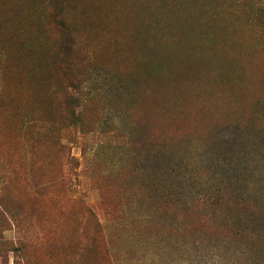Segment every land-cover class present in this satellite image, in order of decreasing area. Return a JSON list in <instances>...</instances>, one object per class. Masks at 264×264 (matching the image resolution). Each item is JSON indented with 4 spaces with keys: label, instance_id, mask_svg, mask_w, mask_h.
Returning <instances> with one entry per match:
<instances>
[{
    "label": "rangeland",
    "instance_id": "374dc122",
    "mask_svg": "<svg viewBox=\"0 0 264 264\" xmlns=\"http://www.w3.org/2000/svg\"><path fill=\"white\" fill-rule=\"evenodd\" d=\"M0 264H264V0H0Z\"/></svg>",
    "mask_w": 264,
    "mask_h": 264
}]
</instances>
